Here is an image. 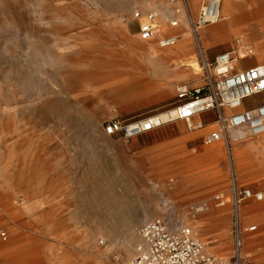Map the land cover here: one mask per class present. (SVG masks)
I'll use <instances>...</instances> for the list:
<instances>
[{"label":"rangeland","instance_id":"374dc122","mask_svg":"<svg viewBox=\"0 0 264 264\" xmlns=\"http://www.w3.org/2000/svg\"><path fill=\"white\" fill-rule=\"evenodd\" d=\"M236 1L238 12H247L251 0ZM201 2L0 0V243L21 239L23 264H129L139 229L156 218L191 228L209 253L230 254L232 205L230 213L229 205L221 210L213 197L222 194L220 205H226L232 176L239 187L264 195V168L248 169L264 164V156L252 163L246 149L236 148L250 137L233 145L221 141L218 158L216 149L205 152L218 144L205 142L217 125L195 143L172 140V130L160 132L175 122L187 130L184 121L130 139L104 133L113 121L134 123L172 111L180 103L176 86L206 84L202 59L211 63L209 54L220 48L242 41L264 63V20L247 18L239 33L204 46L200 35L211 26L194 35L189 25ZM161 7L182 17L181 28L160 21ZM135 11L156 13V38L170 28L180 42L160 49L156 39L141 41ZM192 63L199 69L188 77L184 69ZM209 74L213 83L211 68ZM262 207L264 200L249 201L238 212L250 264H264ZM250 226L256 230L246 232Z\"/></svg>","mask_w":264,"mask_h":264},{"label":"built area","instance_id":"2783aa9c","mask_svg":"<svg viewBox=\"0 0 264 264\" xmlns=\"http://www.w3.org/2000/svg\"><path fill=\"white\" fill-rule=\"evenodd\" d=\"M221 3L222 0H202L197 15L189 21L190 32L196 35L199 30L219 22ZM132 19L138 22V36L141 41L156 39L157 47L160 49L170 48L176 44L178 37L173 34L156 38L158 31L154 25L153 13L142 14L135 11ZM178 23L177 20L168 21L171 28L177 27ZM239 54H242V57H239ZM251 55V50L237 41L236 46L216 56L211 63L207 61L202 63L206 84L195 89H190L184 84L176 86V97L180 103L172 110L173 114L168 113L169 117L165 122L155 125L150 119L128 124L113 121L105 126L104 133L108 136L121 134L130 139L174 121H184L187 129L193 130L199 126L192 125L194 117L213 110L218 113L216 121L218 130L211 134L215 136L214 141L219 140V134L224 135L231 130H241L245 136L252 138L264 136V105L250 110L241 108L246 99L264 93V63L240 71L234 69L235 63ZM210 68L216 77L213 83L210 80ZM224 110L229 111V114H222ZM222 196V194L214 196L213 201L220 205ZM230 198L233 241L228 256L222 257L207 252L205 244L197 234L182 223L175 224L173 228L169 219L156 218L146 222L139 229L140 244L136 247L129 264H250L242 251L243 231L238 212L248 201L261 202L264 195L247 187H238L232 176ZM255 230V226L245 229L246 232Z\"/></svg>","mask_w":264,"mask_h":264},{"label":"crops","instance_id":"0c3cea01","mask_svg":"<svg viewBox=\"0 0 264 264\" xmlns=\"http://www.w3.org/2000/svg\"><path fill=\"white\" fill-rule=\"evenodd\" d=\"M238 2L239 1H236V0H234V1L233 0H222L221 9L223 10V12L226 15V17H234V16H239V15L249 16V15H251V13L253 11L254 12H257V11L264 12V4H262L261 6L257 7L256 6V0H251L250 6H249V9L247 10V12L239 13L238 12L239 7L237 8V3ZM167 10H169L172 13L170 8H167ZM172 15L175 16L173 13H172ZM176 17H179L180 19L182 18L180 15H177ZM223 28H226L224 30V32H226V33H222V36L220 38L216 39V40H213V39H211L209 37V33H208L209 30L202 31V33L200 35V38H199V40L202 42V45L208 46V45L213 44V43L224 42V41H226V38H228V37L230 38L232 35L235 34L236 31H239L237 26L235 27V26L227 25L225 27V25H224V26H219L218 27V29H223ZM173 33H174V31L171 32L170 34L166 33L165 35H167V34L171 35ZM178 41H177V44L180 42V41L179 42ZM184 45H187V46H184ZM230 46H229V48L227 50H221V48H220L218 51H216L214 53H210L208 57L210 59H212V61H213V59L216 56L229 51L232 48ZM170 48H166V49H170ZM173 50H174V48L169 50V51L172 53ZM189 50H190V46H188V43L181 45L180 51L182 53L186 54V53L189 52ZM181 55H183V54H181ZM180 58H182V57L180 56ZM258 58L253 54L250 57H247L245 59H242V60L238 61L237 63L234 64L235 71L244 70V69L251 68V67H254L256 65L262 64V63H257V61L259 60ZM202 61L204 62V61H207V60L205 58H203ZM184 71L187 72L188 77H192L194 75V72L189 70L188 67H186V69H184ZM195 86H198V83L195 84ZM260 105H264V93L246 99L245 101H243L241 108L243 110H250V109H254V108H256V107H258ZM222 114L228 115L229 111L224 110L222 112ZM217 117H218V113L216 111H213V110L212 111H206V112H203V113L199 114L198 116L194 117L193 120L197 121V123H198L197 125H199L195 129V131H192V130H189V129H187L188 130L187 131L182 124H179V123L174 121L175 123L170 124L169 125L170 127H163L160 130V132L166 131V130H168V131L172 130L173 133H174V135L170 136V138L172 140L179 141V142H187L188 141V142L195 143L196 141H200L201 140L203 133H206V132H208L210 130H214L215 129V127L217 125V122H216L217 121ZM235 137L236 136L233 137V132L228 131L227 133H225L223 135V137L221 138L220 141L214 142V143H218V144L215 145L213 143L214 145L211 148H209L210 149L209 151L205 150L206 155L209 156L210 154H213L214 150L216 149L217 150L216 153H217V156L219 158L220 153L222 152V149H221L222 145H223L222 142L225 145L226 144L233 145V143H237L239 141V140H235ZM261 137L260 138L259 137H256V138L250 137L249 141L242 143L241 144L242 146L238 145L236 147L237 149H240V148L246 149V153H247V155H249L250 159H252V163L254 161L262 162L261 159H262V156H264V136H261ZM241 140H243V139H241ZM177 156H180V154L177 155ZM169 160H179V158H171ZM262 168H264V164H261V163H258V162L255 163L254 165H251V166L249 165L248 166V169L250 170L251 173H256V171H261ZM235 183H236V181H235ZM247 188H249V187H247ZM249 189H251V188H249ZM251 190H253V189H251ZM253 191H258V190H253ZM224 197H225V195H224ZM229 199L230 198L228 197L226 205L222 204V205H219L218 207L219 208L226 207L225 209H227V207L229 205L228 209H229V213H230L231 204H229V201H231V199L230 200ZM248 203H249V201L247 203L243 204L242 206H244V205H246ZM199 209H201V208L200 207L197 208V210H199ZM202 210H204V208H202ZM230 217H231V214H230ZM175 224H177V223H175ZM242 241H243V238H242Z\"/></svg>","mask_w":264,"mask_h":264},{"label":"bare ground","instance_id":"6f19581e","mask_svg":"<svg viewBox=\"0 0 264 264\" xmlns=\"http://www.w3.org/2000/svg\"><path fill=\"white\" fill-rule=\"evenodd\" d=\"M157 11H158L157 14L156 13L155 14H156V16L159 17L160 21L168 22V21H173V20H177V21L180 20L179 17L173 16L172 13L169 10H167V7H165V8L161 7ZM247 18H251V19H255V20H264V12H260V11L254 12L253 11L251 13V15H249V16L239 15V16H234V17H226V15L224 14L223 10L220 9V20H219V22L216 23L217 25L216 24H213V26L210 25L211 28L209 29V32H208L209 33V37L211 39H213V40H216V39H218V38H220L222 36V33H226V32H224V30L226 28L218 29L219 26H224L225 25V27H226L227 25H229V26L231 25V26H235V27L237 26L238 27L241 24V22L243 20L247 19ZM180 22L184 23L183 20L180 21ZM218 23H220V24H218ZM159 24H160V22H159ZM180 26H181V24L179 26H177V28L180 27ZM170 28L168 30H164L161 33V35H165L166 33H171V32L174 31V30H172ZM237 33H239V31L235 32V34H237ZM240 42H242V41H240ZM240 45L244 46V43L242 42V44L240 43ZM140 52H141L140 56H143L144 58H146L147 61L151 60L148 52H146L145 50H140ZM239 57H242V54H239ZM195 65L196 64L192 63V66L190 67L191 71H193V72H196L197 68L199 69V66L196 65L197 66L196 67ZM168 113H170V115H171V114H173V111H170ZM168 113L161 114L159 116H155V117L149 118V119L151 120L152 124H155V125L157 123H163V122H165L168 119V117H169ZM231 132H233V137L236 136L235 140H241V139H244V137H245L244 133L241 130H231ZM211 134L206 138L207 144H211V143L217 142V141H214L215 136H213ZM222 137H223V135L219 134V140L218 141H220ZM223 204L225 205V201H224ZM223 208H225V207H223ZM262 208H264V207H262ZM198 211H202V208L197 210L196 212H198ZM261 211H262V213H259V214H261V215L264 214V210H261ZM262 222H264V221H262ZM201 240L205 244V249L207 250V248H208L207 242L205 240H203V239H201ZM219 256H221V255H219ZM225 256H222V257H225ZM0 257L5 259V261H4L5 264H23V241L21 239H17V240H13V241L11 240L7 244L6 243L5 244L0 243ZM27 264H34V262H30V263L28 262Z\"/></svg>","mask_w":264,"mask_h":264}]
</instances>
